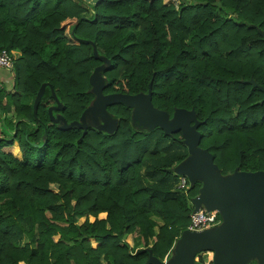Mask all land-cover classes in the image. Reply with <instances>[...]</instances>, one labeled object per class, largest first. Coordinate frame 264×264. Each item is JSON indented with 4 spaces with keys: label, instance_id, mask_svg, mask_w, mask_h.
Instances as JSON below:
<instances>
[{
    "label": "trees",
    "instance_id": "trees-1",
    "mask_svg": "<svg viewBox=\"0 0 264 264\" xmlns=\"http://www.w3.org/2000/svg\"><path fill=\"white\" fill-rule=\"evenodd\" d=\"M3 49L0 264H147L178 251L203 186L183 175L176 188L186 140L124 102L81 126L95 84L102 98L150 93L170 118L194 113L223 177L264 171V0H0Z\"/></svg>",
    "mask_w": 264,
    "mask_h": 264
},
{
    "label": "water",
    "instance_id": "water-1",
    "mask_svg": "<svg viewBox=\"0 0 264 264\" xmlns=\"http://www.w3.org/2000/svg\"><path fill=\"white\" fill-rule=\"evenodd\" d=\"M91 6H97L101 0H83ZM96 73L92 83L95 84ZM97 104L87 108L82 114L81 126L86 125L85 113L88 110L105 112L108 105L124 102L137 109V116L147 127H161L166 133L180 132L186 140L190 158L175 170L182 175L203 182L200 194L195 199L196 208L204 204L208 209H218L234 215L240 225V231L234 233L223 225L213 234L185 230L181 235L178 256L166 264H192L198 248L214 253L213 264H238L246 253L257 251L264 256V212L260 206V196L264 192V171L236 172L223 177L214 164L213 155L199 148L200 132L194 113L186 109H177L170 118L166 111L156 109L151 102V94L128 95L113 93L101 97L102 86L95 84ZM193 123V124H192ZM72 124H78L73 122ZM174 170V169H173ZM165 264L151 255L147 264Z\"/></svg>",
    "mask_w": 264,
    "mask_h": 264
},
{
    "label": "built area",
    "instance_id": "built-area-1",
    "mask_svg": "<svg viewBox=\"0 0 264 264\" xmlns=\"http://www.w3.org/2000/svg\"><path fill=\"white\" fill-rule=\"evenodd\" d=\"M0 68L8 72L13 69L12 56L6 49L0 51ZM186 183V177L180 176L179 189H185ZM219 214H221V212L218 209L205 210L203 208H199L190 214V223L186 230L198 233L213 226H220L223 222V217L222 214L221 217H219ZM197 260L200 261L201 264H213L214 253L212 251L205 250L198 256ZM162 261L165 264L168 263V254Z\"/></svg>",
    "mask_w": 264,
    "mask_h": 264
},
{
    "label": "rangeland",
    "instance_id": "rangeland-1",
    "mask_svg": "<svg viewBox=\"0 0 264 264\" xmlns=\"http://www.w3.org/2000/svg\"><path fill=\"white\" fill-rule=\"evenodd\" d=\"M162 1H163V3L165 5L174 4L176 7H177V4H179V0H162ZM3 70L4 69L0 68V82L3 83L7 88H11L12 83H13V72L10 71L7 74V76H4L5 72H3ZM113 130L114 129L111 128L110 131L112 132ZM173 168H176V167H173ZM181 176L183 177V175H181ZM187 178L189 179V181H193L192 179H190L189 176H187ZM179 181H180V179H179ZM176 188L178 190H181V191L185 190V189H183V190L179 189V183L178 182L176 183ZM199 208H203L205 210H210L204 204H201L199 206ZM219 211L221 212L222 217H223V219H222L223 220V225H226V227L230 228V230L232 232L238 233L240 231V225H239L236 217L234 215H229L228 212H224L223 209L219 210ZM157 221H158V223H161V222H159V220H157ZM218 230H219V226H213V227H210V228L202 231L201 233L202 234H206V235H210V234H213L215 231H218ZM204 251L205 250L203 248H201V247L196 250V255H195L194 259H193L192 264H201V262L198 261L197 259H198V256ZM177 256H178V252H177L176 247H175L170 253V260H173V259L175 260ZM258 261L260 262V264H264V256L263 255H258ZM238 264H240V263H238Z\"/></svg>",
    "mask_w": 264,
    "mask_h": 264
},
{
    "label": "crops",
    "instance_id": "crops-1",
    "mask_svg": "<svg viewBox=\"0 0 264 264\" xmlns=\"http://www.w3.org/2000/svg\"><path fill=\"white\" fill-rule=\"evenodd\" d=\"M3 72H5V74H4V76H7V74L9 73L8 71H6V70H3ZM138 243H139V241H138ZM177 258V257H176ZM174 260V259H173ZM173 260H170V262L171 261H173ZM162 261V260H161Z\"/></svg>",
    "mask_w": 264,
    "mask_h": 264
}]
</instances>
